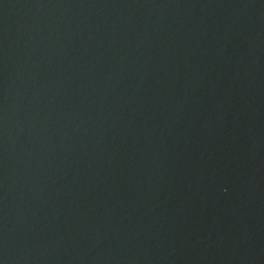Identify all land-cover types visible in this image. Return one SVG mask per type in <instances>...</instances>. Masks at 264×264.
<instances>
[{
	"label": "water",
	"instance_id": "95a60500",
	"mask_svg": "<svg viewBox=\"0 0 264 264\" xmlns=\"http://www.w3.org/2000/svg\"><path fill=\"white\" fill-rule=\"evenodd\" d=\"M0 264H264V0H0Z\"/></svg>",
	"mask_w": 264,
	"mask_h": 264
}]
</instances>
